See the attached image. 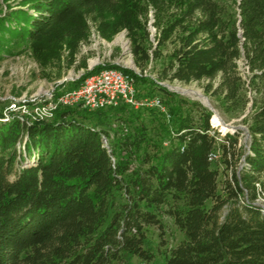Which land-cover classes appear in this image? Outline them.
Wrapping results in <instances>:
<instances>
[{
	"label": "trees",
	"instance_id": "16d2710c",
	"mask_svg": "<svg viewBox=\"0 0 264 264\" xmlns=\"http://www.w3.org/2000/svg\"><path fill=\"white\" fill-rule=\"evenodd\" d=\"M24 3L28 9L0 17V32L33 43L35 51L39 43H67L74 52L89 36L88 20L105 37L126 29L141 73L106 66L124 68L137 97L161 95L168 113L126 103L95 110L58 106L51 118L32 120L0 112V264H132L133 257L147 264H264V212L254 203L264 175V0ZM150 5L156 48L143 20ZM173 38L177 45L165 60L163 49ZM8 49L0 39V50ZM162 59L160 75L207 81L232 118L252 101L244 118L247 153L241 131L218 141L216 129L210 134L211 110L182 97L175 102L177 94L144 75L150 62ZM217 149L221 156L211 161ZM164 217L183 238L163 251Z\"/></svg>",
	"mask_w": 264,
	"mask_h": 264
},
{
	"label": "rangeland",
	"instance_id": "374dc122",
	"mask_svg": "<svg viewBox=\"0 0 264 264\" xmlns=\"http://www.w3.org/2000/svg\"><path fill=\"white\" fill-rule=\"evenodd\" d=\"M23 1L0 0V17L10 15L12 12L19 10V8L28 9V3L22 4ZM143 20L146 22L147 28L150 31L153 48H156L158 45L159 31L155 25L156 18L153 6L150 5L148 7L146 19ZM88 22L89 36L86 40L80 42L74 52L71 51L67 43L57 44V46L39 43L38 45L41 49L35 51L37 46L33 43L15 40L10 34L5 33L2 35L0 32L1 41L9 46L7 52L0 50V112L4 116L8 117L12 113H16L30 120L35 119L37 117L35 110L37 105L43 104L44 101L52 98L51 94H56L63 91L64 88L70 87L73 81L96 66L102 67L116 64L134 70L139 74L141 73V69L135 62L132 52V41L126 29L110 37H105L100 31L97 22L91 20H88ZM6 26L8 25L6 24ZM173 39L163 49V58L165 60L168 59L177 45V40L175 38ZM164 59L150 62L144 70V75L154 78V80L166 86L171 92L177 94L174 100L175 102L179 97H182L191 103L198 102L211 110L213 116H216L229 126H224L220 121L222 126L226 128V131H224L219 125L214 124L216 126L215 129L219 132V137H222L226 132L241 131L239 143L241 144V150L247 153L249 150V138L247 136V124L244 118L252 110V101L249 103L245 114L232 118L222 111L218 97L207 91V81L184 83L178 80L171 81L160 75L163 69L161 61H164ZM239 63L241 74L248 86L249 97L252 100L255 98V93L250 88V84L248 85L250 72L244 60ZM194 91H201L211 105L207 106ZM138 98L142 104L138 106H134L133 104L128 105L134 109L156 107L161 112L168 113L165 99L161 95L138 96ZM155 98H161L159 104L153 103ZM7 107L10 109L8 110ZM242 159L243 157H241ZM240 164L241 161L238 163V167H240ZM222 168L223 165H220L221 170ZM260 187L258 197L254 203L262 206L264 205V175ZM164 221L166 223L165 244H159L163 251L177 245L183 238V233L172 219L164 217ZM152 233V238L155 243H159L158 232L153 231ZM159 259L162 261L160 256ZM130 260L132 264H147L137 257L130 258Z\"/></svg>",
	"mask_w": 264,
	"mask_h": 264
},
{
	"label": "built area",
	"instance_id": "2783aa9c",
	"mask_svg": "<svg viewBox=\"0 0 264 264\" xmlns=\"http://www.w3.org/2000/svg\"><path fill=\"white\" fill-rule=\"evenodd\" d=\"M51 96L52 98L48 101L36 106V118H51L58 106L81 105L84 108L95 110L117 106L120 103L133 104L134 106L142 104L137 97L133 77L124 68L111 66H102L98 71L86 76L78 87L63 90L59 94H51ZM153 103L159 104L160 98H155ZM212 126L213 130L210 131V134L215 135L216 126L213 122ZM215 137L218 141L223 140V136L215 135ZM220 156L221 151L217 149L210 153L209 159L214 161ZM257 185L260 187L259 184ZM260 207L264 212V205Z\"/></svg>",
	"mask_w": 264,
	"mask_h": 264
},
{
	"label": "bare ground",
	"instance_id": "6f19581e",
	"mask_svg": "<svg viewBox=\"0 0 264 264\" xmlns=\"http://www.w3.org/2000/svg\"><path fill=\"white\" fill-rule=\"evenodd\" d=\"M194 93L203 100L204 103H206L207 106H210L211 104L209 103L208 99L203 95V93L201 91H194ZM213 123L215 125H219V127L222 128V130L226 131V128L222 126V124L220 123V119L217 118L216 116H213L212 119Z\"/></svg>",
	"mask_w": 264,
	"mask_h": 264
},
{
	"label": "water",
	"instance_id": "95a60500",
	"mask_svg": "<svg viewBox=\"0 0 264 264\" xmlns=\"http://www.w3.org/2000/svg\"><path fill=\"white\" fill-rule=\"evenodd\" d=\"M221 121V120H220ZM221 123H223V121H221ZM223 125L224 126H226V127H229L227 124H225V123H223ZM237 128V127H236ZM238 128H240V127H238ZM246 132H247V136H248V138L250 137V134H249V130H248V128L246 129Z\"/></svg>",
	"mask_w": 264,
	"mask_h": 264
}]
</instances>
